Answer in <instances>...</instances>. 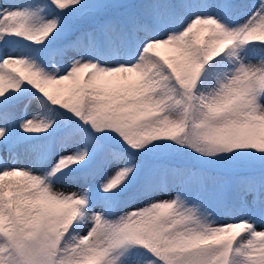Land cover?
Returning a JSON list of instances; mask_svg holds the SVG:
<instances>
[{"label":"snow or ice","instance_id":"obj_1","mask_svg":"<svg viewBox=\"0 0 264 264\" xmlns=\"http://www.w3.org/2000/svg\"><path fill=\"white\" fill-rule=\"evenodd\" d=\"M0 264H264V0H4Z\"/></svg>","mask_w":264,"mask_h":264},{"label":"rangeland","instance_id":"obj_2","mask_svg":"<svg viewBox=\"0 0 264 264\" xmlns=\"http://www.w3.org/2000/svg\"><path fill=\"white\" fill-rule=\"evenodd\" d=\"M0 4H4V0H0Z\"/></svg>","mask_w":264,"mask_h":264}]
</instances>
